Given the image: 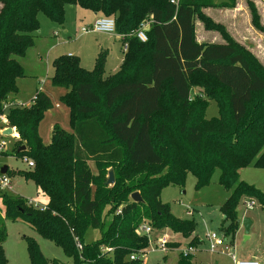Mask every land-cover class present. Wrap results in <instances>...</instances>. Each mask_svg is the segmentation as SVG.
I'll return each instance as SVG.
<instances>
[{
    "label": "trees",
    "instance_id": "16d2710c",
    "mask_svg": "<svg viewBox=\"0 0 264 264\" xmlns=\"http://www.w3.org/2000/svg\"><path fill=\"white\" fill-rule=\"evenodd\" d=\"M66 6L112 18L127 50L110 77H104L102 51L91 72L71 57L52 62L51 83L66 91L60 102L69 110L71 134L54 126L49 144L42 143L38 127L52 104L41 92L29 106L8 109L16 156L33 163L20 176L47 202L41 211L21 197L0 195V264H6L5 221L26 223L72 264H141L129 257L140 259L148 248L142 226L184 235L194 230L193 221L178 220L160 200L164 187L184 186L188 173L199 191L219 171L218 184L228 195L220 207L223 224L229 222L224 235L232 238L240 197L262 200L240 181L239 171L264 168V71L225 34L223 44L197 42L194 20L210 23L200 10L216 7L212 0H180L177 6L170 0H0V113L25 77L21 61L34 46L38 12L63 25ZM218 6L233 9L235 0ZM143 22L145 43L133 36ZM211 101L217 116L207 119ZM22 146L25 151L18 153ZM108 170L112 186L106 185ZM133 193L142 203L132 202ZM90 231L99 235L88 241ZM26 240L31 264H59ZM192 260L190 253H180L176 264Z\"/></svg>",
    "mask_w": 264,
    "mask_h": 264
},
{
    "label": "rangeland",
    "instance_id": "374dc122",
    "mask_svg": "<svg viewBox=\"0 0 264 264\" xmlns=\"http://www.w3.org/2000/svg\"><path fill=\"white\" fill-rule=\"evenodd\" d=\"M226 1L212 0L216 7L200 10L211 24H206L198 16L195 18L196 40L223 44L225 34L233 43L249 52L255 64L264 71V0H235L233 9L218 6ZM95 17L96 15L92 12L76 6L65 7L63 25L51 22L42 12L37 14L39 31L34 40V47L21 61L25 77L17 82V94L13 96V102L30 105L37 92L45 94L50 99L52 108L44 114L38 127V134L44 145L49 144L54 126L70 134L73 132L69 110L60 102V97L66 91L54 87L51 83L52 62L59 57H71L78 59L81 68L91 72L102 51L106 53L104 77L114 75L121 65L123 45L116 34L81 32V28H90L93 25ZM147 24L148 22H143L141 26L146 27ZM134 34L135 32L133 36ZM216 116L217 107L211 101L205 117L210 119ZM1 142H4L6 147L0 153V171L4 167L8 168L7 177L11 189L0 191V195L21 197L23 200L42 206V199L45 198L37 194L33 182L20 176V173L31 169L24 160L26 157L16 156V148L19 146L16 144L15 137L0 136ZM88 164L96 175L94 163ZM110 171L108 170V173ZM239 176L240 181L259 192L262 200L249 196L240 197L236 207L239 225L232 238L224 235L229 222L223 224L220 207L228 195L218 184L219 171H215L209 184L199 191L195 189V179L190 173L186 176L184 186L164 187L160 193L161 202L170 207L171 214L175 218L181 221H193L195 227L188 235L174 232L170 228L151 229V233L147 235L148 248L143 251L141 264H176L180 253H186L187 248L192 245H196L191 253L192 264H233L231 255L237 261L256 260L264 264V168L254 166L242 168ZM248 203H253V206L247 208ZM2 211L3 209L0 208V215ZM245 222L249 223L247 231ZM4 224L6 240L2 249L6 264H31L27 238L34 240L48 262L72 264V260L66 258L60 248L40 237L26 223L5 221ZM211 232L225 238V245L218 247L214 252L209 251L206 238V235ZM98 235V232L90 231L86 240L96 239ZM162 238H165L167 243L165 252H161L156 246L158 240ZM173 245L177 248H170Z\"/></svg>",
    "mask_w": 264,
    "mask_h": 264
},
{
    "label": "built area",
    "instance_id": "2783aa9c",
    "mask_svg": "<svg viewBox=\"0 0 264 264\" xmlns=\"http://www.w3.org/2000/svg\"><path fill=\"white\" fill-rule=\"evenodd\" d=\"M180 0H170V4L177 6L179 4ZM147 30H148V24L147 26H140L139 29L135 32L134 36L137 38V40L141 43H145L147 41ZM94 32V33H101V34H107V35H112L115 34V22L112 18H105V17H99L96 18L93 22V25L90 28H81V32L83 33H87V32ZM119 38V37H118ZM127 50V45L124 44L123 45V52H126ZM35 99V97L33 98V100ZM25 106L20 102H12V101H7L6 103H4L3 108H2V112L0 113V133L1 131L10 128L8 126L9 122H8V118H7V111L10 107L12 106ZM13 131V130H12ZM14 136V132L13 135ZM6 145L4 142L0 143V153H2L5 149ZM24 160H26L27 162V166L29 168L33 167V163L32 161H29L27 158H25ZM10 182L9 179L7 177V175H0V191H5V190H10ZM27 205L32 206L34 208H37L41 211L45 210L46 207L44 205L39 206L38 204H34L32 202H28L27 201ZM253 206V203H248L246 204L247 208H251ZM141 232L149 235L151 233V229L144 225L141 227ZM207 238V242L209 244V251L214 252L218 247H222L225 245L224 240L225 238L222 236L220 237L218 234H216L215 232H211L210 234L206 235ZM75 246L77 248L78 251H82V245L81 243L76 240L75 241ZM157 248L161 251V252H165L167 249V243H166V239L162 238L160 240H158L157 242ZM112 249H103L102 252H107L109 253ZM194 251V249L192 247H188L186 250V253H192ZM142 256H144V253L141 255L140 259L139 257H137L136 255H131L129 257L130 261H135V260H141ZM231 259L233 261V264H261L256 260H248V261H237L235 259V257L233 255H231Z\"/></svg>",
    "mask_w": 264,
    "mask_h": 264
},
{
    "label": "water",
    "instance_id": "95a60500",
    "mask_svg": "<svg viewBox=\"0 0 264 264\" xmlns=\"http://www.w3.org/2000/svg\"><path fill=\"white\" fill-rule=\"evenodd\" d=\"M12 135H13V131H12L11 128H7V129L1 131V134H0V136H12ZM24 151H25V147L22 146V147H20V148L18 149L17 152L20 153V152H24ZM6 172H7V167H4V168L1 169V171H0V175H5ZM113 183H114V176H113L112 171H110V172L108 173V179H107V181H106V185H107V186H111V185H113ZM130 199H131L132 202H134V203H138V204L142 203V199H141L139 193H133V194L130 196ZM244 226H245V229H246V231H247V230L249 229V223H248V222H245V223H244Z\"/></svg>",
    "mask_w": 264,
    "mask_h": 264
},
{
    "label": "crops",
    "instance_id": "0c3cea01",
    "mask_svg": "<svg viewBox=\"0 0 264 264\" xmlns=\"http://www.w3.org/2000/svg\"><path fill=\"white\" fill-rule=\"evenodd\" d=\"M100 17V15H96V17H95V19L96 18H99ZM119 40V39H118ZM197 42H199V43H206V42H201V41H197ZM34 47V46H33ZM22 67H23V64H22ZM33 100V99H32ZM23 104V103H22ZM23 105H25V106H29V104H23ZM46 202H47V200L46 199H42V205H46Z\"/></svg>",
    "mask_w": 264,
    "mask_h": 264
}]
</instances>
